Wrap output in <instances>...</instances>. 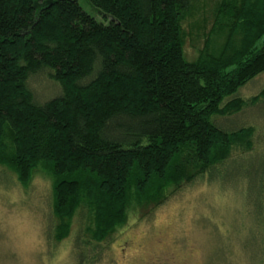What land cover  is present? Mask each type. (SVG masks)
<instances>
[{
  "label": "trees",
  "instance_id": "16d2710c",
  "mask_svg": "<svg viewBox=\"0 0 264 264\" xmlns=\"http://www.w3.org/2000/svg\"><path fill=\"white\" fill-rule=\"evenodd\" d=\"M200 1L89 0L99 20L79 0H0V165L25 187L51 177L52 238H68L79 216V264L133 210L207 174L225 180L233 165L227 180L247 179L264 213V156L251 153L264 82L238 95L264 79V0H213L195 18ZM192 29L203 45L189 59Z\"/></svg>",
  "mask_w": 264,
  "mask_h": 264
},
{
  "label": "rangeland",
  "instance_id": "374dc122",
  "mask_svg": "<svg viewBox=\"0 0 264 264\" xmlns=\"http://www.w3.org/2000/svg\"><path fill=\"white\" fill-rule=\"evenodd\" d=\"M79 3L97 19H104L89 0ZM199 5L202 12L197 10L195 18L209 15L213 0H201ZM191 21L185 25L187 31ZM194 29L185 44L189 59H194L203 45ZM42 77L40 82L33 80L41 92V85L50 82ZM253 81L242 86L238 95L247 97L257 92L264 79ZM253 113L260 117L259 112ZM240 115L246 118L245 113ZM253 122L260 126L259 121ZM257 135L251 153L264 156V131L259 128ZM253 162L249 161L243 171ZM223 165L222 170L226 163ZM233 167H229L225 180L207 174L173 192L156 207L133 210L127 224L107 241L85 246L92 251L84 264H264V218L260 219L264 213L255 217L247 198V179L241 184L238 180L237 185L227 180L241 169ZM55 222L51 177L38 172L25 187L15 173L0 165V264H79L75 237L81 219L75 217L70 236L61 242L52 238Z\"/></svg>",
  "mask_w": 264,
  "mask_h": 264
}]
</instances>
